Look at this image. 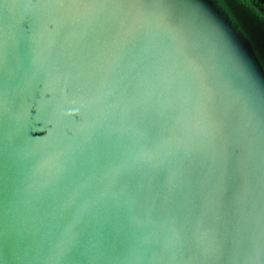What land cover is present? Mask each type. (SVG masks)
<instances>
[{
    "label": "water",
    "instance_id": "1",
    "mask_svg": "<svg viewBox=\"0 0 264 264\" xmlns=\"http://www.w3.org/2000/svg\"><path fill=\"white\" fill-rule=\"evenodd\" d=\"M83 2L0 0L15 264H264V0Z\"/></svg>",
    "mask_w": 264,
    "mask_h": 264
},
{
    "label": "snow or ice",
    "instance_id": "2",
    "mask_svg": "<svg viewBox=\"0 0 264 264\" xmlns=\"http://www.w3.org/2000/svg\"><path fill=\"white\" fill-rule=\"evenodd\" d=\"M69 7H79L81 4L85 3L83 0H67ZM141 3V0H129L127 3H123L125 7H135ZM156 7H162L159 3H153ZM85 6H88L85 4ZM102 6H110L108 4ZM221 36L225 39L226 43L232 48L235 55L239 56L238 52L233 48L231 41L229 38L220 30ZM191 75V73H190ZM264 86V85H262ZM264 119V116H262ZM22 259L21 255L19 254V250L10 243L8 239L7 231L3 234L2 239H0V264H15V261Z\"/></svg>",
    "mask_w": 264,
    "mask_h": 264
}]
</instances>
